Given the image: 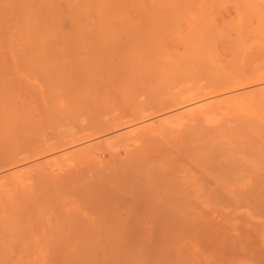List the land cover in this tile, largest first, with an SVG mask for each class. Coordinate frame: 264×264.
<instances>
[{
    "label": "bare ground",
    "instance_id": "obj_1",
    "mask_svg": "<svg viewBox=\"0 0 264 264\" xmlns=\"http://www.w3.org/2000/svg\"><path fill=\"white\" fill-rule=\"evenodd\" d=\"M211 1L0 0V264H264V222L230 231L264 218V0Z\"/></svg>",
    "mask_w": 264,
    "mask_h": 264
},
{
    "label": "rangeland",
    "instance_id": "obj_2",
    "mask_svg": "<svg viewBox=\"0 0 264 264\" xmlns=\"http://www.w3.org/2000/svg\"><path fill=\"white\" fill-rule=\"evenodd\" d=\"M214 1L216 2L217 0H213V1H211V2H213L214 3ZM228 1V2H227ZM241 1V2H240ZM245 1V2H244ZM233 4L234 6L236 5V8L239 10V8L240 7H238L239 5L238 4H240V5H242L241 7H243L242 9H247L248 10V12L250 13V14H255V11L257 12L258 11V9L259 8H261V5L263 4V1H262V3H260V0H218L216 3H214V4H212V6L210 5V3H209V5H208V3H206V4H203L204 5V7H205V5L210 9L209 11L207 10L204 14L205 15H209L208 17L207 16H202V17H200L199 18V16H197L196 15V13L194 14H192L191 15V13L190 12H183V13H180V14H178V15H175L174 17H172V16H165L164 17V15L163 16H161L160 15V17L159 18H165L164 20L162 19V20H158V18H155V21H157L158 23L160 22V24H165V25H167L165 28H164V30L166 31V33H169L170 34V32H172V34H175V33H177V32H179L181 29H183L184 27H187V26H189L191 23H202L201 21L203 20V18L205 17V18H208V20H219V18L221 17V16H224V15H226L227 13H229L231 10V12H235V10L236 9H234L235 7H232L233 5H229V4ZM235 3V4H234ZM237 3V4H236ZM216 4V5H215ZM219 4V5H218ZM200 5H202V3H194V4H192V6L193 7H198V6H200ZM214 5V6H213ZM227 5V6H226ZM215 6H217V7H215ZM229 6V7H228ZM221 7V8H220ZM228 7V8H227ZM263 7H264V4H263ZM223 9V12L220 10V9ZM228 10H227V9ZM241 9V8H240ZM224 10H226V11H224ZM261 10H263V9H261ZM217 11V12H216ZM218 11H220V12H218ZM218 14V13H220L221 14V16H220V14L219 15H217L216 13ZM220 16V17H219ZM181 17V18H180ZM202 18V20L200 21V19ZM168 19V20H167ZM198 22H197V21ZM205 20V19H204ZM203 20V22H205ZM153 21V20H152ZM151 21V22H152ZM162 21L164 22V23H162ZM168 21V22H167ZM157 22L155 23V24H157ZM207 23V22H206ZM183 25V26H182ZM168 28V29H167ZM153 29V28H152ZM149 31H151V28L149 29ZM148 31V32H149ZM123 32V31H122ZM153 32H155L156 33V31H155V29H153L152 30V32L151 33H148L150 36V38H151V36L153 35L154 36V34H152ZM156 35V34H155ZM153 36H152V38L151 39H153ZM95 36H91V38H94ZM107 37H116V35H114L113 36V34H112V36H107ZM156 37V36H155ZM101 38H106V37H101ZM39 64H41V63H37L36 64V66H34V64L32 65L31 63H30V65H26V66H21V67H18V68H11V69H13V72L16 74V72L15 71H17L18 70V77L16 76L15 78L17 79V78H20V79H23V81H24V79H26L25 81V83H28V84H30V86H32V85H34L35 83H34V81H36L37 80V78H39V77H37V75H40V71H39ZM43 66V65H42ZM26 68V69H25ZM19 71H23V73L22 72H19ZM25 72V73H24ZM13 73V74H14ZM20 73V74H19ZM22 74V76H20ZM12 75V74H11ZM8 77H6V78H8V81H7V79H5V80H2V81H7V83H9L8 85L9 86H11V83L13 82V80H15V79H11L10 80V78H13V77H10L9 76V74L7 75ZM20 76V77H19ZM36 76V78H35V80H33L34 79V77ZM9 80L11 81V82H9ZM18 80V79H17ZM20 82V81H19ZM18 81L16 82V84H19V85H17L16 86V84H15V82H14V84L12 85L13 87L14 86H16V87H20V84L22 83H19ZM4 83H6V82H4ZM24 82L22 83V84H24V86H26V88L28 87L27 85L28 84H25ZM7 85V84H6ZM11 86V89L9 90L8 89V91L10 92L11 90L13 91V89L14 88H16V87H12ZM24 86L22 85V87H21V90L24 88ZM34 87V86H33ZM10 88V87H9ZM29 88V87H28ZM17 89V88H16ZM15 89V90H16ZM19 89V88H18ZM20 90V89H19ZM7 91V92H8ZM17 91V93H18V90H16ZM23 91H25L24 89H23ZM5 93L6 95L5 96H9L10 94L12 95V93L14 92H11V93H9V95H8V93ZM14 94V93H13ZM239 206H237L236 207V212L235 211H233V212H231V208H229L230 210H228L227 209V213L229 214L230 213V215L232 214V213H234V215L233 216H235V214L237 215V216H235V217H237L236 219H232L231 221H233L234 222V220L236 221L235 223V225H234V223L232 224V222L230 223L229 222V224H232L231 226H230V231H232V232H236V231H238V232H243V231H252L253 229H255L256 230V228L257 227H260V225H259V223L261 222H264V218H261V219H263L262 221L260 220V216H259V214L257 215L256 213H255V211H257V210H255V211H253V209H251L252 207H248V206H242L241 208L239 207V209H237ZM233 209H235V208H233ZM184 211H179V213L178 212H175V213H178L179 214V216H178V214H177V216L179 217V218H184V217H186L187 215H188V213L185 211L184 213H183ZM226 212H224V213H226ZM171 213V212H170ZM174 213V212H173ZM172 213V214H173ZM174 213V214H175ZM185 213H186V215H185ZM226 213V214H227ZM259 213V212H258ZM174 214H173V217H174ZM216 214H218V212H216ZM169 215H171V214H169ZM181 215H183V216H181ZM262 215V214H261ZM175 216H176V214H175ZM181 216V217H180ZM232 216V217H233ZM222 216H221V214H219V218H221ZM262 217H263V215H262ZM260 220V221H259ZM158 223V224H157ZM257 223H258V226H256L257 225ZM260 223V224H261ZM147 224V223H146ZM262 224H264V223H262ZM261 224V226H263ZM158 225H160L159 224V222H155V221H152L151 223H148L147 224V226L146 225H142V226H140V227H138L137 228V230H136V235H137V237H135V239L138 241V243H142V242H144V243H146L145 241H147V242H152V241H154V239H155V237H154V235L155 234H157V232H158V230H160L161 229V227H159ZM146 226V227H145ZM144 227V228H143ZM153 227H155L156 229V231L154 230V228ZM231 227H232V230H231ZM146 228H148V229H146ZM152 228V229H151ZM160 228V229H159ZM141 229V230H140ZM147 230V233H146V231H143V230ZM158 229V230H157ZM261 229H264V226H263V228H260L259 229V231L261 230ZM141 232V231H143V232H141V233H139V231ZM176 231H179L178 229H175ZM149 231V232H148ZM155 231V232H154ZM175 231V232H176ZM263 231V230H262ZM145 232V234H150V236H149V234L148 235H145V236H143L144 233ZM140 235H139V234ZM262 233H264V232H262ZM154 234V235H153ZM262 235V234H261ZM264 235V234H263ZM141 236V237H140ZM146 236H149L148 238H151V236H152V238L151 239H149V241L147 240V238H146ZM138 237H139V239H138ZM146 239H145V238ZM154 238V239H153ZM136 241V242H137ZM142 241V242H141ZM135 242V243H136ZM134 243V244H135ZM138 243H136V244H138ZM134 244L132 245V246H134ZM135 244V245H136ZM197 249L195 250V249H192V252L195 254V256L194 257H192L191 255H194L193 253L191 254V249H190V251L188 252L189 254V256L190 257H192V259L193 260H195L196 258H197V260H198V262H201V263H199V264H204L202 261H199L200 260V256H198L199 255V253H197V252H199L200 250H201V247L199 248V246L198 247H196ZM194 250V251H193ZM198 250V251H197ZM204 251V250H203ZM203 251L201 252V256L203 257H205V259H204V257H203V260H205L206 261V256L207 255H209V254H207L206 255V253L207 252H204V254H203ZM247 252H245L244 254H242V255H240V256H238L235 260H234V263L235 262H247V263H249V264H257V262H255V260H253V258L251 257V256H249L248 254H246ZM198 256V257H197ZM201 260H202V258H201ZM196 261V260H195ZM198 262H196L195 264H197Z\"/></svg>",
    "mask_w": 264,
    "mask_h": 264
}]
</instances>
